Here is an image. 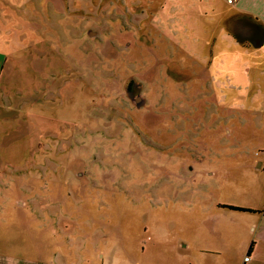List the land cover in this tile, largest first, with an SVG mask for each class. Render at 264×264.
<instances>
[{
    "label": "rangeland",
    "instance_id": "obj_1",
    "mask_svg": "<svg viewBox=\"0 0 264 264\" xmlns=\"http://www.w3.org/2000/svg\"><path fill=\"white\" fill-rule=\"evenodd\" d=\"M205 4L0 0V261L129 264L154 221L263 192L264 56Z\"/></svg>",
    "mask_w": 264,
    "mask_h": 264
},
{
    "label": "crops",
    "instance_id": "obj_2",
    "mask_svg": "<svg viewBox=\"0 0 264 264\" xmlns=\"http://www.w3.org/2000/svg\"><path fill=\"white\" fill-rule=\"evenodd\" d=\"M205 1L207 15L213 12L218 16L219 23L227 28L224 31L233 37V48L239 46L244 54L259 50L264 56V0H202ZM6 58L0 54V76ZM2 96L0 93V109ZM260 168L264 169V165L260 164ZM247 197L249 192L242 199L193 204L190 209L184 208L187 212L182 216L179 208L174 220L165 217L166 220L154 221L141 252L128 253L129 264H264V190ZM67 236L47 235L46 239L61 243L71 239ZM37 247V258L30 264H105V257L114 256L82 249L71 257L69 251H54L53 256L49 250L54 247H49L47 254L40 244Z\"/></svg>",
    "mask_w": 264,
    "mask_h": 264
},
{
    "label": "trees",
    "instance_id": "obj_3",
    "mask_svg": "<svg viewBox=\"0 0 264 264\" xmlns=\"http://www.w3.org/2000/svg\"><path fill=\"white\" fill-rule=\"evenodd\" d=\"M232 209H234V208H232Z\"/></svg>",
    "mask_w": 264,
    "mask_h": 264
}]
</instances>
